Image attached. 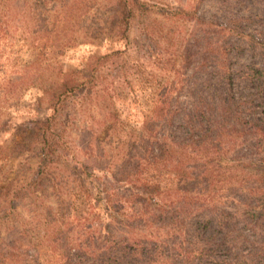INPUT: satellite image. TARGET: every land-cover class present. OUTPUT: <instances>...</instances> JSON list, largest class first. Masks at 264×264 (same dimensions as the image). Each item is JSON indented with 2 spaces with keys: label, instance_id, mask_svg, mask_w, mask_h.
Listing matches in <instances>:
<instances>
[{
  "label": "rangeland",
  "instance_id": "374dc122",
  "mask_svg": "<svg viewBox=\"0 0 264 264\" xmlns=\"http://www.w3.org/2000/svg\"><path fill=\"white\" fill-rule=\"evenodd\" d=\"M41 1L0 0V259L7 256L5 264H77L64 257L67 245L87 234L100 242L108 231L114 239L142 233L162 238L169 218L156 220L163 209L158 210L160 201L120 197L144 194L120 179L132 168L129 158L143 151L139 140L149 137L143 122L149 120L155 92L169 93L163 98L169 110L190 109L196 93L214 89V82L206 79L217 70L211 54L222 38L229 40L233 69H243L245 75L252 74L250 67H264V0H143L158 12L196 11L201 21L152 12L144 23L131 21L126 37L115 30V0H44L40 7ZM112 52L118 53L100 68L97 58ZM91 72L100 77L97 86L58 106L54 129L62 145L52 173L37 187L27 184L38 163L31 152H24L28 148L20 134L28 138L34 120L53 114L50 95L64 77L83 81ZM260 81L257 89L237 82L238 101H247L236 108L242 112L231 116L220 111V117L211 111L213 124L222 121L226 126L221 152L208 161L219 174L209 186L193 180L194 198H178L172 206L184 222L197 211L212 221L219 212L228 213L236 228L228 233L237 239L236 249L243 256L264 240V219L250 218L249 207L241 201L243 186L250 181L264 189V181L253 172L264 166V79ZM159 117L150 119L159 135L172 130L177 139L183 136L175 131L182 123L180 115L170 125V116ZM104 121L110 127L101 134ZM82 165L92 174L83 192L76 187ZM140 172L163 189L171 186L149 164ZM124 214L129 226L121 223ZM134 214L144 219L134 222ZM171 234L188 239L187 233Z\"/></svg>",
  "mask_w": 264,
  "mask_h": 264
},
{
  "label": "trees",
  "instance_id": "16d2710c",
  "mask_svg": "<svg viewBox=\"0 0 264 264\" xmlns=\"http://www.w3.org/2000/svg\"><path fill=\"white\" fill-rule=\"evenodd\" d=\"M115 3L117 16L114 25L117 34L121 37L128 36L131 21L138 20L144 23L146 22L145 19L150 18L152 12L177 20L187 18L190 20L196 19L197 22L201 21L200 15L192 10L187 11L177 8L174 11L158 12L154 6L143 0H115ZM44 4V0H42L40 7H43ZM230 30L232 31V29ZM32 38L31 41L34 43L35 37ZM227 43H229L228 38L226 40L222 38V42L220 44L216 43L217 46L212 50L213 63L211 66L213 70L215 68L217 70H215L213 76L206 80L214 82V89L205 91L203 94L196 93L195 101L191 104L190 109L176 108L169 110L163 99H168L169 93L155 92L157 98L154 100L153 108L149 114L150 117L148 116L149 120L143 122V130L148 132L149 137L146 139L142 137L139 140L138 146L142 147L143 151L137 155L133 154L129 158L132 160V168L126 171L120 179L125 182L128 181L134 190L144 193L133 192L130 198L120 196L124 200L131 201L135 199L144 202L158 200L162 203L158 210L163 209L159 211V215H155L157 221L169 218V220L164 221V223H167L165 225L167 226L165 235L160 238V235L153 236L152 233H142L138 237H131L127 234L114 239L115 237L111 236V231H108L109 233L103 238L104 240L100 242L87 234L83 236V240L79 243L67 245V254L64 257L72 258V260L77 261V264H264V240L261 239L259 242L260 247L254 248L253 251L251 250L250 253H246L244 256L241 251L239 252L236 249L237 239L230 238L231 235L228 233L236 228L232 229V220L228 213L223 214V211H221L216 217L220 216L219 218L222 219L218 218L212 221L211 218H206V215L201 216L200 211H197V215H192L187 222H184V218L179 219V212L172 209L178 198L184 200L194 198L190 194V186L194 184L193 180H203L209 186L213 185V181H215L213 178L219 174L214 166L208 165V161L212 154L219 155L221 152L223 148L221 143L222 131L226 129V126L222 121L219 124H213L211 111L216 110L215 115L221 114L220 117H223L224 114L236 115L237 111L242 112V110H236V108L244 107L247 101H238L240 96L236 97L234 93V89L238 85L237 82L242 81L247 85H251L250 87L254 89L262 87L260 80L264 79V76L260 74L262 71L264 72V67H250L252 74L242 75L243 69L235 70L231 66L228 59ZM116 53L118 52L99 56L97 63L100 68L104 66L105 62L113 59ZM100 68H98V71L101 72ZM96 78L100 77L93 72L88 73L83 81L69 80L64 77L58 83L57 89L55 88L50 95L53 114L44 120H34L28 138L24 137V134H20L22 145L28 148L24 152H31L33 154L31 157H36L38 163L27 184L31 182L33 186L37 184L36 187L43 184L52 173V166L56 164V160H59L56 152L62 142L54 129L58 106L72 95L85 91L90 93L98 84ZM253 94L257 95V93ZM250 96L253 101L254 96ZM165 114L171 117L170 123L168 122L169 125L175 117L180 115L179 118H181L182 123L175 127V131L182 132L183 136L177 139L172 130L170 133H162L161 135L157 130H153L156 128L157 123L151 120L155 117L158 119L160 118L159 115L163 116ZM114 115L113 112L111 116L114 117ZM114 121L116 122V120ZM161 126L168 127L167 124ZM109 127L110 125L104 121L99 127L101 134L107 133ZM205 159H207V162H205ZM146 164H149V168L156 176L170 180L171 186L163 189L158 183L142 176L140 169ZM85 167L86 165H82L79 168V174L83 177H79V183L76 185L78 190L82 192V187L88 189L89 177H92L90 171H87L88 169H85ZM196 171L198 172L197 175L194 174ZM253 172L260 175V179L264 181V166ZM243 187L241 201L246 208L249 207L250 218L264 219V189L259 190L254 180ZM29 192L33 193L34 191ZM100 192L102 193L101 190ZM100 192H98V195H100ZM100 199L102 198H95L96 201H100ZM105 200L108 201L109 198H105ZM169 202L170 204H167ZM170 205L171 207H169ZM188 206H190V202L187 203L186 207ZM206 206H210V204ZM181 208L184 210L183 206ZM123 216L121 223L124 226H129L127 215L124 214ZM151 217H153V214ZM130 218L134 222L138 219H144L139 214H134V217ZM252 220L250 219V221ZM152 221L153 219H150L148 223ZM171 233H187L188 239L180 240L176 238L178 235H172ZM251 238L252 243H255L252 236ZM186 243L189 244L187 247L184 246ZM11 255L12 253L9 256ZM6 260L7 256L1 255L0 264H5Z\"/></svg>",
  "mask_w": 264,
  "mask_h": 264
}]
</instances>
